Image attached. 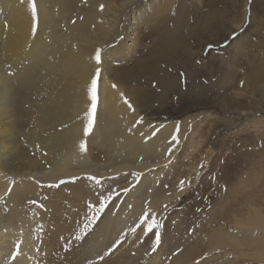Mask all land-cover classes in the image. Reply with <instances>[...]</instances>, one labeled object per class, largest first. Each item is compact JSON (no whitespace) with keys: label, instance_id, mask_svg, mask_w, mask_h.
<instances>
[{"label":"bare ground","instance_id":"1","mask_svg":"<svg viewBox=\"0 0 264 264\" xmlns=\"http://www.w3.org/2000/svg\"><path fill=\"white\" fill-rule=\"evenodd\" d=\"M173 2L155 14L148 0H109L100 3L104 13L98 14L92 6L88 13L73 9L65 0H36V12L30 0H0V264L39 263L42 244L59 227L38 219L35 210L19 213L18 207L30 187L77 191L71 181L83 163L102 178L92 179L91 186L99 194L101 184L105 207L112 208L114 195L131 185V213L118 223L121 230L139 224L145 194L161 187L160 173L152 170L173 155L191 124L179 120L180 110L169 100L178 81L163 76L156 56L144 57L145 47L143 54L137 49L139 37L148 34L143 24L151 32L160 25L162 31L179 26L178 14L167 13ZM120 38L123 43L116 44ZM93 79L97 107L89 115ZM148 83L159 90L152 111L166 112L158 117L166 119L143 120L151 94L140 91ZM175 184L174 200L185 189L181 179ZM242 233L247 237L240 239L238 264H264V214L257 212L251 229Z\"/></svg>","mask_w":264,"mask_h":264},{"label":"rangeland","instance_id":"2","mask_svg":"<svg viewBox=\"0 0 264 264\" xmlns=\"http://www.w3.org/2000/svg\"><path fill=\"white\" fill-rule=\"evenodd\" d=\"M105 1L65 0L73 9L88 13L92 6L98 14L104 13L99 7ZM148 1L155 14L167 11L169 0ZM173 12L179 26L162 31L160 25L151 32L143 24L148 34L139 37L137 49L143 54L145 47L144 57L156 56L163 76L178 81L169 100L180 110L179 120L191 124L173 155L152 170L160 173L161 187L145 194L147 205H140L145 223L119 226V217L131 213V185L114 195L112 208L97 213L105 200L101 184L96 194L91 181L102 178L83 163L70 180L77 191L30 187L18 207L19 213L35 210L38 219L59 227L42 244L38 264L239 263L240 239L247 237L242 231L251 229L257 212L264 214V0H174L167 13ZM154 85L140 91L151 94L142 117L146 122L166 119L158 118L166 112L152 111L159 91ZM178 179L185 189L174 200L176 189L170 186ZM152 221L157 226L149 231Z\"/></svg>","mask_w":264,"mask_h":264},{"label":"snow or ice","instance_id":"3","mask_svg":"<svg viewBox=\"0 0 264 264\" xmlns=\"http://www.w3.org/2000/svg\"><path fill=\"white\" fill-rule=\"evenodd\" d=\"M30 2H31V7H32L33 12H36V11H37L36 0H30ZM95 58H96V60H97L98 62L101 60V54H100V51H99V50L96 52V56H95ZM98 76H99V69H97V77H98ZM114 86H115V85H114ZM91 96H92L91 113H90L89 115L94 114L95 111H96V107H97V104H96V101H97V81H96V79H93V81H92V85H91ZM92 127H93V121L90 120V121H89V124H88V126H87V131H88V132H91ZM82 147H83V145H82ZM93 179H95V178H93ZM123 191L127 192V191H129V189H124ZM101 199H102V200H107L108 197H102ZM105 206H106V205L102 203V204L100 205V207L96 209L97 213L102 212V211L104 210V207H105ZM98 218H99V217L97 216L95 219H98ZM146 219H147V216H145V218L141 219V224L145 223ZM156 226H157V222H156V221H152V223L148 225V230H149V231H152V229H153L154 227H156ZM86 227H87V226H86ZM78 238H79V237H78ZM159 241H160V236H159V234H156V242L159 243ZM119 243H120V242L117 241V245H118ZM115 246H116V245H114V247H115ZM109 252H111V249H109ZM101 259H103V257H101Z\"/></svg>","mask_w":264,"mask_h":264}]
</instances>
